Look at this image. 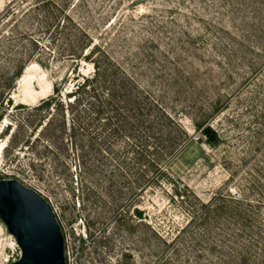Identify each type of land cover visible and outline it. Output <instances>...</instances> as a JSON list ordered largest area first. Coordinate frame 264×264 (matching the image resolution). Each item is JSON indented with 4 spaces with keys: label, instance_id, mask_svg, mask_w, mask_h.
I'll return each instance as SVG.
<instances>
[{
    "label": "rangeland",
    "instance_id": "1",
    "mask_svg": "<svg viewBox=\"0 0 264 264\" xmlns=\"http://www.w3.org/2000/svg\"><path fill=\"white\" fill-rule=\"evenodd\" d=\"M93 61L117 114L66 116ZM0 179L48 202L65 264L264 263V0H0ZM13 242L0 221V264Z\"/></svg>",
    "mask_w": 264,
    "mask_h": 264
},
{
    "label": "water",
    "instance_id": "2",
    "mask_svg": "<svg viewBox=\"0 0 264 264\" xmlns=\"http://www.w3.org/2000/svg\"><path fill=\"white\" fill-rule=\"evenodd\" d=\"M0 221L19 254L6 264H65L63 237L50 205L15 179H0Z\"/></svg>",
    "mask_w": 264,
    "mask_h": 264
},
{
    "label": "trees",
    "instance_id": "3",
    "mask_svg": "<svg viewBox=\"0 0 264 264\" xmlns=\"http://www.w3.org/2000/svg\"><path fill=\"white\" fill-rule=\"evenodd\" d=\"M90 53V52H89ZM89 53L87 55H85L84 57L87 58V56L89 55ZM92 74L89 76H84L81 77V81L75 86L74 89L70 90L69 92H67L66 94H64V98L66 97L67 99L71 98L70 100H67L66 106L69 107V109L66 110V116L68 115V113L70 112L69 110L71 108L76 109V107L78 105H81L84 103L83 108L85 106V104H87L88 109L90 110V112H92L93 114H99L104 112V109L106 111H110L113 114H117V110H118V106L113 103L112 101V97L113 94L108 92H103L100 87H104V86H100L99 84H97V77H98V73H99V67L97 65V62L93 61L92 62ZM19 72L15 73V76L18 75ZM60 84H54L52 86V93L44 98H42L40 100V102L38 103V105H36V107H42V106H49L51 105V103L53 105L59 104L58 101L59 100V94H60ZM106 89V88H105ZM7 102L9 101V99L6 100ZM34 107V108H36ZM85 107V108H87ZM134 110L132 111V115H134L136 122H138V119L136 118L138 115H141V107H133ZM164 118L167 119V121H171L170 117L163 115ZM67 120V125L69 127L70 130H74L76 129V127L78 125H76L75 127V122L73 121V118H70L69 121ZM175 123V122H173ZM47 124V120L46 122H44V126ZM41 125V124H40ZM178 127V130L180 131V133H182L184 135L185 138H187L186 133L182 130V128L179 125H176ZM210 126V125H209ZM208 126V124L205 125H201V124H196L195 128L197 130H199V132L204 136V141L205 143H207L208 145H214L216 144L219 140H220V136L217 134V131L211 129ZM42 127V126H41ZM116 128V127H114ZM118 128V126H117ZM131 135V134H130ZM157 143L151 139V137H147L144 138L141 142L142 146H146L147 147H152V149H155V147ZM159 157H147L145 156V163H146V169L149 170L151 169L152 171H154L156 173V175H161V170L159 167ZM215 198H213L214 201ZM201 206L205 209L206 214L212 210H217L220 209L221 206L215 204V202H212L211 200H209L206 203L201 204ZM260 264H264V263H260Z\"/></svg>",
    "mask_w": 264,
    "mask_h": 264
},
{
    "label": "bare ground",
    "instance_id": "4",
    "mask_svg": "<svg viewBox=\"0 0 264 264\" xmlns=\"http://www.w3.org/2000/svg\"><path fill=\"white\" fill-rule=\"evenodd\" d=\"M34 69V67H30L27 72H26V76L27 74H29L32 70ZM41 83V81H40ZM51 89V83L50 82H45V81H42V89L40 92H35L33 91V89L31 88V82L28 81L24 84V97L20 100L21 103H24V104H32V103H35L36 100L38 99H42L44 97L47 96V94L49 93ZM10 237L11 235L9 233H7ZM12 238V237H11ZM12 241L13 238H12ZM14 246H16V244L13 242Z\"/></svg>",
    "mask_w": 264,
    "mask_h": 264
}]
</instances>
